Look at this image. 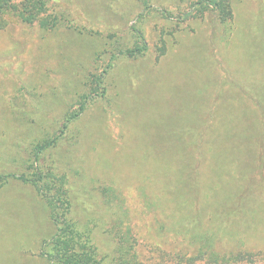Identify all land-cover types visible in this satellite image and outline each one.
Here are the masks:
<instances>
[{"label": "rangeland", "instance_id": "374dc122", "mask_svg": "<svg viewBox=\"0 0 264 264\" xmlns=\"http://www.w3.org/2000/svg\"><path fill=\"white\" fill-rule=\"evenodd\" d=\"M34 1L0 0V175L32 179L24 149L56 137L40 170L101 264L120 241L137 264L264 254V0H225L226 21L200 0ZM44 203L0 187V264L51 263Z\"/></svg>", "mask_w": 264, "mask_h": 264}, {"label": "trees", "instance_id": "16d2710c", "mask_svg": "<svg viewBox=\"0 0 264 264\" xmlns=\"http://www.w3.org/2000/svg\"><path fill=\"white\" fill-rule=\"evenodd\" d=\"M8 0H6L7 2ZM44 6L43 0H35L32 9H37L36 15L40 14V9ZM215 9L218 10L223 17V20L226 21L230 17L228 4L225 0H200L191 5V9L194 11H204L207 9ZM191 13V12H190ZM187 13V14H190ZM32 13H28V15H22L24 21L30 20L32 18ZM55 19V18H54ZM42 25L48 24V19L43 18L41 20ZM54 24V21H52ZM146 50V47H135L131 50L127 51V55L130 57L135 56V54H141ZM111 67L110 62L106 65L102 74L97 77V81L95 85L100 89V95H104L106 90L105 88H100L98 84L102 82L104 75L107 73L108 69ZM94 92H96L94 90ZM97 94V93H96ZM88 99H84L79 105L72 111L71 113L66 114V119L64 123V127L71 121L78 118V116L83 112L85 108V104ZM56 143V137L46 136L41 139H38L32 143H30L25 149V159L26 161H31L28 168L35 167L36 173L32 174V179L24 176H17L13 173H6L5 175H0V187H2L8 178L20 180L23 183H31L37 186L39 193L42 198L47 200V203H44L46 210L49 212L50 219L53 224L56 226V233L52 236L50 241H43V245L41 246L43 250V257H48L50 264H101L96 257L95 250L91 244L89 237L81 235L78 231H76L74 222L70 219V207L71 204L68 200V192L66 188V179L65 176L57 177V183H55V177L51 172L42 173L40 170V159L42 158L44 152L51 148ZM53 183V185H51ZM49 187L54 188V195L58 196L57 205H53L51 199L45 194L47 191L52 190ZM46 191V193H45ZM45 193V194H44ZM57 208V210H56ZM133 252V251H132ZM134 254V253H133ZM246 256L252 257V254H236V255H228L218 256L213 260L215 264H239L244 263L247 264L244 260L246 259L249 264L253 261V259L258 260V262L264 260V254H255L254 258H246ZM134 258H132L131 254L127 252L123 243L120 241L117 246V251L115 256L110 259V261L105 262L104 264H137L136 255L134 254Z\"/></svg>", "mask_w": 264, "mask_h": 264}]
</instances>
